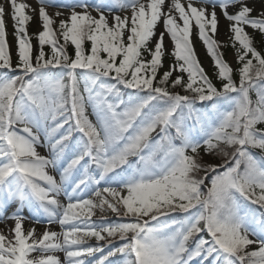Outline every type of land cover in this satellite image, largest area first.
<instances>
[{
  "label": "snow or ice",
  "instance_id": "snow-or-ice-1",
  "mask_svg": "<svg viewBox=\"0 0 264 264\" xmlns=\"http://www.w3.org/2000/svg\"><path fill=\"white\" fill-rule=\"evenodd\" d=\"M6 2L16 60L0 4V219L15 206V223L0 264H264V0Z\"/></svg>",
  "mask_w": 264,
  "mask_h": 264
},
{
  "label": "rangeland",
  "instance_id": "rangeland-1",
  "mask_svg": "<svg viewBox=\"0 0 264 264\" xmlns=\"http://www.w3.org/2000/svg\"><path fill=\"white\" fill-rule=\"evenodd\" d=\"M17 2L27 3V4L31 5L32 8H36L37 10H38V7H39L38 0H17ZM182 2H184L186 4L188 2V0H182ZM168 3H170V0L166 1L165 7H167ZM193 3L196 4L197 0H193ZM0 4H4L5 9H6V14H5L4 19H5L7 31L9 33L8 39H9L10 44L12 45V48H13L12 58H13V62L15 63V60H16L15 44H14V37H13V34H12L13 33V25H12V21H11V18H10V12H9L6 0H0ZM56 10L57 9L53 8V7L47 8V11L49 12L50 15H54ZM60 10L61 11H65L64 9H60ZM78 11H79V9H78ZM27 14L33 16V20L27 25V31H28L29 35H35L39 30H41L40 27H39V23H38V11L37 12L27 11ZM93 14L95 15V13H93ZM66 15H67V13H66ZM253 15L255 16L256 13H253ZM62 18H65V17L56 18L57 19V23H58L59 19H62ZM249 30H251V29H248V31ZM161 31H163L162 22L156 28L157 35ZM227 34H228V27L226 29H220L219 28L216 38H217L218 41H226ZM192 39H193V42H194L195 51L197 53L198 59L200 60V62L202 64V66L204 67L206 73L211 77L212 73H213L212 61L207 56V53H206V50H205L203 44L197 39V30L195 28H193ZM36 43H37L36 41L32 42L34 47H35ZM164 46H165V49H166V52H167L166 55H170V52L172 50V44H171L170 39L167 36H165V39H164ZM145 55H147V54H145ZM226 60L230 63V65L232 67H234V55L232 53H229L227 55ZM169 64L170 63L165 62L164 63V67L162 69H160V73H162L164 70H166ZM40 151L43 154V149H40ZM212 162H214V161H212ZM60 199H61L62 203H66V198L61 197ZM14 207L15 206H13L12 208H9L8 212L5 213L4 216L7 217V215L13 211ZM23 215L25 217H29L30 216V212H29V210L27 208L24 209ZM110 217L111 216L109 215L108 218H110ZM40 219L43 221L44 218L41 217ZM93 219L96 220V221H97V219H99V212H97V215L94 216ZM26 220H30L31 223H33L34 225H37L41 229L45 230V227H46L45 223H43V222L35 223L34 219H26ZM10 221L12 222V225L10 226L9 232L7 234H5L9 238H11V231L10 230L14 227V223H15L14 220H12V219H10ZM47 227L50 230H52V231H60V227H59L58 224L47 225ZM24 230H25V228H24ZM25 232H26V230H25ZM90 243L94 244L95 241L94 240L90 241ZM250 248H254V246H250ZM57 255L60 257L61 260H63V253H58Z\"/></svg>",
  "mask_w": 264,
  "mask_h": 264
},
{
  "label": "trees",
  "instance_id": "trees-1",
  "mask_svg": "<svg viewBox=\"0 0 264 264\" xmlns=\"http://www.w3.org/2000/svg\"><path fill=\"white\" fill-rule=\"evenodd\" d=\"M65 2H67V0H55V3H57V4H59V3H65ZM89 2H90V3H95V0H89ZM57 24H58V23H57ZM249 33L252 34V30H249ZM30 36L32 37V41H31V42L36 41V39H35V35H30ZM258 42H259V37L257 36V46L259 47V43H258ZM84 47H85L86 49L90 48V43H89V42H86L85 45H84ZM221 50H222V52H223V54H224L225 59L227 58V55H228L229 53H232V54L234 55V50L231 48L230 44H229L228 46H226V47H223ZM45 51H46V52H49L50 49H48V47L46 46V47H45ZM67 51H68V53H69L70 55H72L73 52H74V49L72 48L71 45H69L68 48H67ZM209 58H210V57H209ZM165 62H167V63H172V58H171L170 55H165V57H164V59H163V63H165ZM235 67H236V63H235V56H234V68H235ZM161 74H162V73H161ZM214 82H216V81H214ZM252 98L255 99V94H254V93L252 94ZM212 161H214V162H218L217 159H213ZM253 207H256V206H253ZM110 216H111V215H110ZM114 221H116V218H115L114 216H111L110 218H107V221H105V222H114ZM97 222H100L99 219H97Z\"/></svg>",
  "mask_w": 264,
  "mask_h": 264
},
{
  "label": "bare ground",
  "instance_id": "bare-ground-1",
  "mask_svg": "<svg viewBox=\"0 0 264 264\" xmlns=\"http://www.w3.org/2000/svg\"><path fill=\"white\" fill-rule=\"evenodd\" d=\"M166 1H168V0H166ZM229 11L232 12V11H234V9L230 8ZM217 14L219 16V9H217ZM227 27H228V22L226 20H224L223 18H221L219 28L220 29H226ZM11 225H12V222L10 221V219H7L6 217L4 219H1L0 220V232H2L3 234H7L9 232ZM23 226H24L26 232L34 227L37 235L42 234L44 231L39 226L31 223L30 220H25V222L23 223Z\"/></svg>",
  "mask_w": 264,
  "mask_h": 264
}]
</instances>
